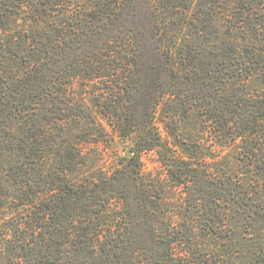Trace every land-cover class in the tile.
I'll return each mask as SVG.
<instances>
[{
    "label": "trees",
    "instance_id": "trees-1",
    "mask_svg": "<svg viewBox=\"0 0 264 264\" xmlns=\"http://www.w3.org/2000/svg\"><path fill=\"white\" fill-rule=\"evenodd\" d=\"M241 1L245 0H0V30L18 31L25 37L23 43L38 52L25 72L0 92L3 143L13 130L2 123L9 126L14 116L29 112L31 106L37 110L42 104L47 118L52 104L64 123L91 117L83 106L85 97L78 99L69 91L84 80L104 84L95 93V104L118 136L132 140V151L138 154L161 145L152 121L159 100L167 94L179 97L186 89L195 98L202 94L199 106L217 134L245 143V164L264 170V147L255 143L264 139V92L250 90L255 78H264V52L233 34L237 27L242 29L239 22L245 28L264 29V18L254 25L251 7L238 11ZM30 2L45 18L34 19L38 27L18 20ZM233 9L239 20L221 41L218 16ZM186 29L189 32L180 36ZM60 84L67 88L56 90ZM29 124L19 135L24 144L19 152L40 164L46 160V147L42 148L46 134L36 122ZM75 136L69 133L64 147L56 151L66 169L67 164L83 162ZM185 167L178 168L177 182L193 198L207 200L206 193L216 192V187L217 193H226L224 200H231L229 193L254 191H240L225 176L215 181L209 169L195 163ZM138 168V156L124 158L114 175L100 181L62 180L56 193L19 195L27 212H16L0 235V264H193L197 247L190 232L172 225L166 197L153 199ZM25 180L21 179V190L27 186ZM37 182L46 179L41 175ZM3 192L0 179V211L10 197ZM239 199L242 205L253 201ZM255 220L262 224L264 214Z\"/></svg>",
    "mask_w": 264,
    "mask_h": 264
},
{
    "label": "rangeland",
    "instance_id": "rangeland-1",
    "mask_svg": "<svg viewBox=\"0 0 264 264\" xmlns=\"http://www.w3.org/2000/svg\"><path fill=\"white\" fill-rule=\"evenodd\" d=\"M40 2L46 3V0ZM240 5L242 8H239V12L245 7L253 9L249 15L254 25L264 18V0H257V3L245 0ZM30 7L31 2L20 10L19 23L30 28L38 27L39 24L34 23V19L42 21L45 18L37 11L36 6L32 7L35 12ZM239 15L233 9L218 16L217 28L221 41L228 37L230 26L237 23L239 19L236 16ZM238 24L242 29L237 27L233 34L239 41L245 39V43L250 45L256 43L264 52L263 27L251 29L245 28L244 23ZM10 30H0V92L8 86L10 79L25 72L32 57L38 56L32 46L29 49L23 43L25 37L19 36L16 30L15 33ZM39 31L36 33H40ZM185 32L189 30L182 31L180 36ZM225 45L224 43L222 46ZM99 87H104V84L81 80L69 88L71 93H75L74 97H85L86 103L83 106L88 108L86 110L91 114L89 118L79 117L76 121L64 123L59 117L62 114L54 112L52 104H48L46 118L45 110L39 104L37 110L31 106L29 112L14 116L9 126L6 121L1 122L3 128L13 130V135L5 136L7 140L4 143V139L0 137V179L3 193L10 195L7 206L0 211V235L5 233V227L16 212H27L23 200L18 199L22 193H56L62 180L75 184L92 179L100 181L114 175L124 158L138 156L140 181L149 185L150 193L155 195L154 200L158 196L166 197L165 207L171 214L172 225L176 229L190 232L192 243L197 247L193 258L196 261L193 264H264V222L261 224L255 220L256 215L264 214V170L245 164L247 152L245 143L239 137L217 134L216 127L205 118V112L199 106L203 101L202 94L196 93L198 97L195 98L194 92L184 89L179 97L168 94L163 96L152 112V121L161 137V145L136 154L132 151V140L118 136L108 124L101 108L95 104V93ZM66 88V84H60L56 90L64 91ZM250 90L262 94L264 78H255ZM56 95L54 96L57 97ZM139 110L144 112L145 108ZM33 122L39 125L41 133L46 134L42 142V148L46 147V160L40 164L32 163L29 155L25 157L19 152L20 147L24 146L19 138V135L22 136L21 130ZM69 133H75V140L81 143V154L78 157L83 162L78 165L67 164L69 169H66L56 151L64 147L63 143ZM85 137L88 139L84 140ZM255 143L259 146L261 143L264 147V139H255ZM187 162L209 169L211 178L215 181L220 182L225 176V179L233 180L240 191H254L229 193L231 200H224L226 193H217L220 190L216 187V192L206 193L207 200L193 198L177 182L178 168L184 170ZM41 175L45 177L46 183H36ZM21 179H26L23 184L27 185L22 190ZM239 197L247 200L251 197L253 201L242 205ZM165 223L163 220L162 224Z\"/></svg>",
    "mask_w": 264,
    "mask_h": 264
}]
</instances>
